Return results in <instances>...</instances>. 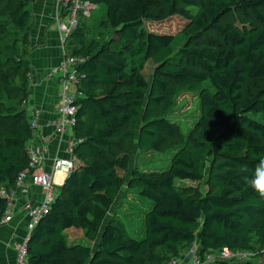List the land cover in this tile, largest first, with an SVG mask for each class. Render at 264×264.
<instances>
[{"label": "trees", "instance_id": "trees-1", "mask_svg": "<svg viewBox=\"0 0 264 264\" xmlns=\"http://www.w3.org/2000/svg\"><path fill=\"white\" fill-rule=\"evenodd\" d=\"M29 1L0 0V39L11 26L24 31ZM90 1L94 14L102 10L99 24L82 17L65 44L66 54L86 57L77 165L29 236L28 264H164L195 240L202 254L228 247L264 257V198L247 184L264 159V0ZM110 28L108 40L96 38ZM31 53L30 29L13 46L0 44V189L29 168L33 130L18 105L30 84L13 58L27 70ZM185 93L200 103L187 133L171 117ZM133 148L162 164L132 168ZM8 207L0 195V227ZM122 208L143 218V236ZM71 227L88 242H70Z\"/></svg>", "mask_w": 264, "mask_h": 264}, {"label": "built area", "instance_id": "built-area-1", "mask_svg": "<svg viewBox=\"0 0 264 264\" xmlns=\"http://www.w3.org/2000/svg\"><path fill=\"white\" fill-rule=\"evenodd\" d=\"M58 13L55 16L54 26L60 33L61 61L52 69V73L61 75L63 88L59 94V101L55 109V115L49 119H43L44 110L40 105H32L25 100L24 106L28 114V120L33 130V136L27 143L29 153V168L22 171L17 179L15 187L7 190L0 189V195L8 199L9 207L6 211L2 225L14 219V202L16 196L28 195L32 185H37L44 191V199L39 203L30 201L27 203V211L30 219L27 223L25 238L14 245L17 264H28V240L31 232L39 220L48 212L52 202L58 194L59 187L54 175L61 172L63 175L70 173L77 165V159L73 152L80 140L74 136V127L79 110L78 100L83 96L78 83L81 79L78 68L86 61L84 56H74L65 53V44L77 28L82 17H91L99 5L90 0H57ZM48 127L54 133L64 138L67 142V157H56L54 170L46 169L48 144L52 140L50 134L41 133V129ZM255 255L244 251L232 250L228 247L209 249L201 253V245L195 240L187 250L179 257L173 258L164 264H215L218 260H227L234 264L245 263L244 257ZM257 264H264V257L257 260Z\"/></svg>", "mask_w": 264, "mask_h": 264}, {"label": "crops", "instance_id": "crops-1", "mask_svg": "<svg viewBox=\"0 0 264 264\" xmlns=\"http://www.w3.org/2000/svg\"><path fill=\"white\" fill-rule=\"evenodd\" d=\"M31 1L33 15L30 20L33 23L30 28L32 45L30 74L35 79V85L32 88L30 103L42 106L43 119L47 120L55 115L59 94L63 88L61 75L52 73V69L61 61L60 33L54 26L58 5L57 0ZM41 133L52 136V140L48 144L46 169L54 170L55 158L68 156L67 142L55 134L51 128L44 127L41 129ZM65 177L66 174L63 175L61 172L54 175L57 187H61ZM30 188V194L16 196L14 219L0 227V264H17L14 245L25 238L27 223L30 219L26 205L30 201L39 203L44 199V191L40 186L32 185ZM236 264L245 263L238 262ZM249 264L251 263L249 262Z\"/></svg>", "mask_w": 264, "mask_h": 264}, {"label": "rangeland", "instance_id": "rangeland-1", "mask_svg": "<svg viewBox=\"0 0 264 264\" xmlns=\"http://www.w3.org/2000/svg\"><path fill=\"white\" fill-rule=\"evenodd\" d=\"M29 2H30V7L27 5L26 6L27 9L33 7L32 1H29ZM101 11H99V12H97V14L93 15V17H94L93 19H95V23L97 25L99 24V20L102 18L100 15ZM10 12H12V11H9L7 13L11 14ZM225 20L226 21H233L234 20L235 22H238L239 16L237 14H229V15H227ZM32 23L33 22L31 20H29L24 31H20V30L18 31L14 26L9 27V29H8L9 34H5V36L0 39L1 46L5 47L7 45H12V46L15 45V42L17 40L22 39L24 37V33L28 32L29 29L32 28V26H31ZM111 32H112L111 28L105 29V30L101 29L98 32H96V38L98 40H101V41H103L104 39L108 40L111 36ZM13 59H15V61H13L14 71H18L22 75V78L24 81L26 78L29 81L30 85L24 91L26 93H28V91L30 92L29 97L27 99H25L27 101H30L32 88L35 85V79L30 74L31 69L28 68L26 70L23 68H14V67H17L19 59H17L16 57H14ZM153 68H154L153 61L148 60L145 64V68H144V72L148 75V77L152 75ZM9 90H11V89L10 88L7 89L8 93H9ZM21 97L23 98V94H21ZM17 101H19V100L16 99L15 102H17ZM6 103L9 104L8 101ZM23 105H24V102L22 101V103L19 104L18 106L23 107ZM199 112H200L199 98L195 94L185 93V94H182L176 98V106L171 113V117L173 119H176L180 123V125L182 126L183 131L187 133V131L190 128H192L194 123L198 120ZM257 117L262 118V115H258ZM136 163L139 164L140 166L145 167V166L154 165V164L155 165L162 164V161H160L159 158L157 156H154L153 154H143V153L139 154L138 150L133 148L132 163H131L132 168ZM176 183L178 185H182V186L197 185L198 184L197 181L190 180V179H176ZM120 197L118 198L117 203H119ZM130 200L133 203L135 202L132 198ZM115 210H116V208H113L112 213ZM122 211H123L122 217L125 218L128 225L136 228V230H137L136 235L143 236L144 235V232L142 229V226L144 225L143 218H139V217H135V216H126L125 214H127V212L125 211L124 208H122ZM66 233L69 235L68 237H69L70 242H72L73 240H78L79 242H88L87 238H85V234H84L85 232H84L83 228L71 227V228L66 229ZM243 259L245 260V264H249V261H251V260L256 261L257 256H253V255H251L249 257L246 256Z\"/></svg>", "mask_w": 264, "mask_h": 264}, {"label": "clouds", "instance_id": "clouds-1", "mask_svg": "<svg viewBox=\"0 0 264 264\" xmlns=\"http://www.w3.org/2000/svg\"><path fill=\"white\" fill-rule=\"evenodd\" d=\"M248 186L260 197L264 198V159H261L247 178Z\"/></svg>", "mask_w": 264, "mask_h": 264}, {"label": "water", "instance_id": "water-1", "mask_svg": "<svg viewBox=\"0 0 264 264\" xmlns=\"http://www.w3.org/2000/svg\"><path fill=\"white\" fill-rule=\"evenodd\" d=\"M68 175H69V173L66 175V177H65V179H64V181H63V183H62V185L64 184V182H65V180H66V178H67ZM62 185H61V186H62Z\"/></svg>", "mask_w": 264, "mask_h": 264}]
</instances>
